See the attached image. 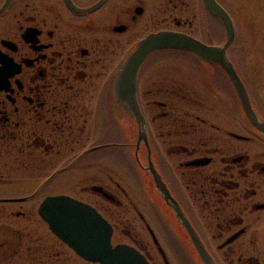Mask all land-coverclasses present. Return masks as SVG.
I'll use <instances>...</instances> for the list:
<instances>
[{
  "label": "flooded vegetation",
  "instance_id": "obj_1",
  "mask_svg": "<svg viewBox=\"0 0 264 264\" xmlns=\"http://www.w3.org/2000/svg\"><path fill=\"white\" fill-rule=\"evenodd\" d=\"M232 22L226 54L264 120L231 55ZM159 32L226 40L204 0H0V264H99L40 216L57 195L95 209L112 247L146 264H204L195 239L214 264H264V137L223 69L160 49L121 82L138 43ZM16 185L26 193L10 194Z\"/></svg>",
  "mask_w": 264,
  "mask_h": 264
},
{
  "label": "water",
  "instance_id": "obj_2",
  "mask_svg": "<svg viewBox=\"0 0 264 264\" xmlns=\"http://www.w3.org/2000/svg\"><path fill=\"white\" fill-rule=\"evenodd\" d=\"M207 10L219 18L226 31V40L216 46L206 45L186 34L176 32H159L150 34L141 40L124 64L123 85L132 80L133 73L151 52L160 49L187 50L203 60L216 64L223 69L231 82L248 122L264 137V120L253 108L249 94L237 74L234 65L228 59L226 50L234 39V27L226 10L216 0H204ZM124 89V91H125ZM133 115H138L136 105H128ZM156 186L161 193L169 195L158 175ZM167 198V197H166ZM182 217L179 207H175ZM178 210L180 213H178ZM40 216L48 223L50 229L81 257L99 264H146L134 249L120 245L112 247L110 243L111 228L91 206L66 195L46 197L39 206ZM196 249L204 264H214L200 241L194 240Z\"/></svg>",
  "mask_w": 264,
  "mask_h": 264
},
{
  "label": "rangeland",
  "instance_id": "obj_3",
  "mask_svg": "<svg viewBox=\"0 0 264 264\" xmlns=\"http://www.w3.org/2000/svg\"><path fill=\"white\" fill-rule=\"evenodd\" d=\"M219 1L223 4L231 18L234 19L235 23L236 39L231 48L232 58L236 67L246 78L247 86L258 107L264 114V0ZM219 35H221V31ZM82 182L79 181V183ZM71 183L68 181H56L52 189H59L61 192L67 191L68 193L75 194ZM31 186L33 187V185ZM21 187V185L12 186V191L9 190L8 192L12 195L26 193L20 190ZM32 187H30V190ZM76 192H78V189ZM40 200L41 197L38 196L30 202H33L37 206ZM30 202L28 203L30 204ZM28 203H24L25 207ZM17 209H19L18 206H13V210ZM19 222L23 223L22 220ZM30 225L39 230L37 223H31Z\"/></svg>",
  "mask_w": 264,
  "mask_h": 264
}]
</instances>
